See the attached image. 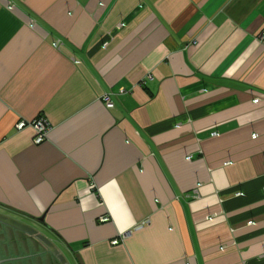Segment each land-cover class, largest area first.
<instances>
[{"label": "crops", "instance_id": "crops-1", "mask_svg": "<svg viewBox=\"0 0 264 264\" xmlns=\"http://www.w3.org/2000/svg\"><path fill=\"white\" fill-rule=\"evenodd\" d=\"M76 253L264 264V0H0V264Z\"/></svg>", "mask_w": 264, "mask_h": 264}, {"label": "built area", "instance_id": "built-area-1", "mask_svg": "<svg viewBox=\"0 0 264 264\" xmlns=\"http://www.w3.org/2000/svg\"><path fill=\"white\" fill-rule=\"evenodd\" d=\"M148 77H150V75ZM103 100H104V102L106 103L107 106H111L112 105L108 94H105L103 96ZM26 126H30V127H32L35 130L36 135L34 137V142L36 144H38V143H40V142H42L44 140V138L46 137V133H47V131L49 129V124L47 123V121L43 117H37V118H34L32 120L20 119L15 124V128L17 130H21V129H23ZM108 220H109V216H107V215L101 216L99 218L100 222H106ZM117 242H118L117 238H115V239H113L111 241L112 244H116Z\"/></svg>", "mask_w": 264, "mask_h": 264}, {"label": "water", "instance_id": "water-1", "mask_svg": "<svg viewBox=\"0 0 264 264\" xmlns=\"http://www.w3.org/2000/svg\"><path fill=\"white\" fill-rule=\"evenodd\" d=\"M38 219L39 220H43V216H40ZM75 255H76V258H77L79 264H84L83 261H82L81 256L78 253H76Z\"/></svg>", "mask_w": 264, "mask_h": 264}, {"label": "rangeland", "instance_id": "rangeland-1", "mask_svg": "<svg viewBox=\"0 0 264 264\" xmlns=\"http://www.w3.org/2000/svg\"><path fill=\"white\" fill-rule=\"evenodd\" d=\"M79 263V262H78Z\"/></svg>", "mask_w": 264, "mask_h": 264}]
</instances>
